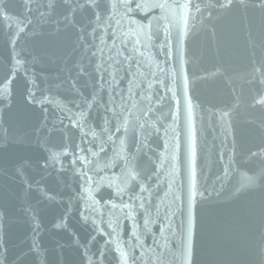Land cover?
<instances>
[{"label":"water","instance_id":"1","mask_svg":"<svg viewBox=\"0 0 264 264\" xmlns=\"http://www.w3.org/2000/svg\"><path fill=\"white\" fill-rule=\"evenodd\" d=\"M0 264H264V0H0Z\"/></svg>","mask_w":264,"mask_h":264}]
</instances>
